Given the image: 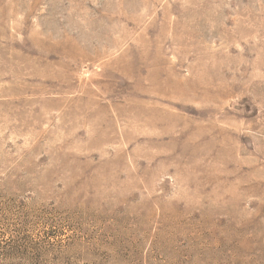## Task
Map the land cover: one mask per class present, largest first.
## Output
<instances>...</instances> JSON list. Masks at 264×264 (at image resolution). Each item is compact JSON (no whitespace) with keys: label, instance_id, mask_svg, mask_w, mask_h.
I'll return each mask as SVG.
<instances>
[{"label":"rangeland","instance_id":"1","mask_svg":"<svg viewBox=\"0 0 264 264\" xmlns=\"http://www.w3.org/2000/svg\"><path fill=\"white\" fill-rule=\"evenodd\" d=\"M264 264V0H0V263Z\"/></svg>","mask_w":264,"mask_h":264},{"label":"trees","instance_id":"2","mask_svg":"<svg viewBox=\"0 0 264 264\" xmlns=\"http://www.w3.org/2000/svg\"><path fill=\"white\" fill-rule=\"evenodd\" d=\"M0 264H39V262H34L30 260H22V261H5L4 263Z\"/></svg>","mask_w":264,"mask_h":264}]
</instances>
